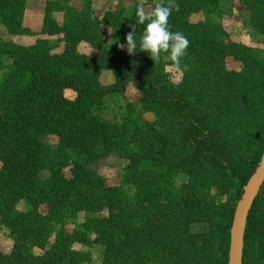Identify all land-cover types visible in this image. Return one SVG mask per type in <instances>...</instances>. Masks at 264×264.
<instances>
[{
	"label": "trees",
	"instance_id": "obj_1",
	"mask_svg": "<svg viewBox=\"0 0 264 264\" xmlns=\"http://www.w3.org/2000/svg\"><path fill=\"white\" fill-rule=\"evenodd\" d=\"M222 1L175 0L178 10L168 17L170 30L189 40L180 68L194 77L204 72L219 76L225 93L215 116L153 76L147 53L137 48L129 55L122 49L116 56L104 42L102 24L113 27L124 43L137 6L143 7L139 1L125 19L113 11L98 18L91 3L79 10L66 0H47L40 12L42 26L35 31L24 24L27 0H0V26L7 36L0 35V70L5 71L0 84V223L13 240L9 254L0 250V264L90 262L88 254L72 249L74 240L87 239V232L104 246L102 264L229 263L235 211L264 157V0H244L249 8L245 20L262 36L260 48L227 44L205 22H191L193 14L212 13ZM56 12L64 14L62 24ZM142 30L136 24L137 38ZM60 34L64 50L53 53L45 37ZM16 36L38 39L23 45L12 40ZM83 42L96 56L80 52ZM164 56L155 64L163 74ZM227 57L240 62L242 70H228ZM104 70L114 75L113 84L100 82ZM129 84L157 114L156 121L120 124L102 117L105 98L125 92ZM66 90L75 98L64 97ZM47 134L58 137L61 151L76 150L88 159L123 156L122 182L134 192L110 186L83 163L76 162L66 177L64 165L50 158L43 142ZM46 170L50 177L40 178ZM178 175L187 177L180 188ZM219 194H227L225 202ZM21 202L27 211L17 209ZM42 206L48 207L46 214ZM104 209L107 217L75 224L78 214ZM54 223L61 232L50 245ZM69 223L81 237L65 234ZM243 264H264V184L247 219Z\"/></svg>",
	"mask_w": 264,
	"mask_h": 264
},
{
	"label": "rangeland",
	"instance_id": "obj_2",
	"mask_svg": "<svg viewBox=\"0 0 264 264\" xmlns=\"http://www.w3.org/2000/svg\"><path fill=\"white\" fill-rule=\"evenodd\" d=\"M67 4L71 7L81 10L83 7L91 3L92 9L98 18H102L106 11H113L120 13L123 18H128L133 10L135 2H140L143 5V10L146 14L152 11L153 3L157 0H66ZM47 0H27V14L25 13L24 24L26 19L28 27L30 26L33 30L39 31L42 26V13L46 7ZM32 12H31V11ZM248 6L244 3V0H225L222 1L220 9L213 11L212 13H203L198 11L190 17L191 22H205L208 24L219 37L224 40L227 44L232 42H239L254 46L257 48L262 47V36L256 32L250 22L245 20L244 14L248 11ZM40 12H42L40 14ZM32 13V14H29ZM41 15V17H40ZM55 19L59 23H63L64 14L61 12L54 13ZM26 25V24H25ZM101 27L104 30V42L108 45L113 54L118 56L122 49L118 48L117 44L121 43L117 31L111 27L102 24ZM0 35L2 38L7 37L5 29L0 26ZM42 38V37H41ZM45 38L50 40L51 48L53 53H60L64 50L63 35H57L53 37L46 36ZM38 37L36 36H16L12 37V40L23 44L29 45L36 42ZM81 53L94 57L97 51L90 47L87 43L83 42L79 45ZM164 63V74L161 68H156V60L151 65V73L157 79H159L163 85L168 88L175 89L178 93L184 97L191 99L194 102L198 110H204L210 115H217L219 107L224 103L220 98L223 97L225 90L219 82V76H210V73L200 74L198 77H194L192 72L188 69L177 68L168 64V57H163ZM226 68L230 71H241L243 66L240 62L234 60L233 57L226 58ZM5 76V71L0 70V84ZM100 82L103 85H111L115 82L114 75L109 70H104L100 76ZM64 97L74 99L76 94L71 90L64 92ZM100 114L104 119L110 122L123 123L126 120L136 121L137 124L142 122L152 123L156 121L157 114L146 107L141 94L129 84L125 92L121 94H110L105 98V103L100 109ZM135 123V122H131ZM180 126V122L177 123ZM174 137V135L172 136ZM44 144L50 151V158L56 159L63 166V172L66 177L70 178L72 175L71 169L74 164L83 163L88 168L97 172L100 176L104 177L110 186L122 185L129 193H133L132 187L123 185V169L126 166V158L114 153L106 158L98 160L88 159L84 154L76 150H63L59 149L58 137L52 134H47L43 138ZM178 143L183 147V142L178 139ZM135 146L130 145V150L134 149ZM50 177L48 170L43 171L40 174V178L47 179ZM187 184V177L185 175H178L176 178L177 187H182ZM212 191L215 189L212 188ZM227 194H219L218 198L220 202L226 201ZM18 210L27 211L29 206L21 202L17 205ZM48 211L47 206L41 207V212L46 214ZM108 216V210L104 209L100 212H82L75 218L76 225H82L88 217L90 218H105ZM68 221V222H74ZM50 227V225H49ZM65 234L72 235L75 237H81L76 231H74V224L69 223L65 226ZM50 232V245L56 239L58 234L61 232L60 224H52L49 228ZM85 237L87 239L74 240L72 243V249L78 252L86 253L90 257V262L83 264H102L104 246L97 240V235L94 232H87ZM13 247V240L10 235L8 227L0 223V250L9 254Z\"/></svg>",
	"mask_w": 264,
	"mask_h": 264
},
{
	"label": "clouds",
	"instance_id": "obj_3",
	"mask_svg": "<svg viewBox=\"0 0 264 264\" xmlns=\"http://www.w3.org/2000/svg\"><path fill=\"white\" fill-rule=\"evenodd\" d=\"M174 10H178L175 0H159L150 15L145 14L142 6H137L135 24L125 35L124 43L117 44L118 48L126 50L129 55L135 54L139 48L153 61L158 60L161 53H167L168 59L179 68L181 58L186 55L189 40L182 32L170 30L168 17ZM136 24L143 25L138 38L135 33Z\"/></svg>",
	"mask_w": 264,
	"mask_h": 264
},
{
	"label": "water",
	"instance_id": "obj_4",
	"mask_svg": "<svg viewBox=\"0 0 264 264\" xmlns=\"http://www.w3.org/2000/svg\"><path fill=\"white\" fill-rule=\"evenodd\" d=\"M264 184V157L257 167L254 175L250 178L244 188V193L239 201L231 231L229 246V263L243 264L244 236L246 231L247 219L253 203L259 195Z\"/></svg>",
	"mask_w": 264,
	"mask_h": 264
},
{
	"label": "crops",
	"instance_id": "obj_5",
	"mask_svg": "<svg viewBox=\"0 0 264 264\" xmlns=\"http://www.w3.org/2000/svg\"><path fill=\"white\" fill-rule=\"evenodd\" d=\"M27 10H28V9H27ZM30 11H31V10H30ZM31 12H32V11H31ZM26 14H27V12H26ZM29 14H32V13H29ZM27 21H28V20L26 19V21H25L26 23H25V24L28 26Z\"/></svg>",
	"mask_w": 264,
	"mask_h": 264
}]
</instances>
